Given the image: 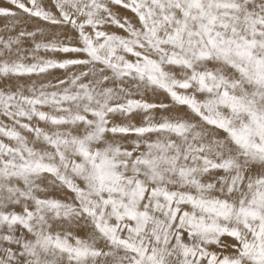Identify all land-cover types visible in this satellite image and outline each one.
Instances as JSON below:
<instances>
[{
	"label": "snow or ice",
	"instance_id": "1",
	"mask_svg": "<svg viewBox=\"0 0 264 264\" xmlns=\"http://www.w3.org/2000/svg\"><path fill=\"white\" fill-rule=\"evenodd\" d=\"M0 21V264H264V0Z\"/></svg>",
	"mask_w": 264,
	"mask_h": 264
},
{
	"label": "rangeland",
	"instance_id": "2",
	"mask_svg": "<svg viewBox=\"0 0 264 264\" xmlns=\"http://www.w3.org/2000/svg\"><path fill=\"white\" fill-rule=\"evenodd\" d=\"M0 24H2V21H0Z\"/></svg>",
	"mask_w": 264,
	"mask_h": 264
}]
</instances>
